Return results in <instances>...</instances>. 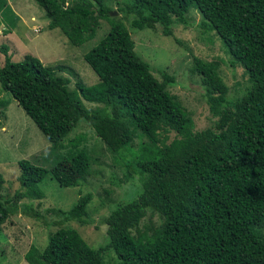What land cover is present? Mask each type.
<instances>
[{"label": "trees", "instance_id": "1", "mask_svg": "<svg viewBox=\"0 0 264 264\" xmlns=\"http://www.w3.org/2000/svg\"><path fill=\"white\" fill-rule=\"evenodd\" d=\"M105 1L36 0L48 28H59L72 44L92 38L99 20H107V32L84 54L97 83L78 81L70 89L61 64L44 65L31 54L14 61L2 44L0 88L51 145L68 146L65 159L79 177L91 173L90 154L79 147L83 135L64 141L83 119L127 166L134 164L128 177L145 174L142 190L110 212L104 220L108 241L94 245L77 228L63 225L91 222L87 204L92 194H79L68 209L34 207L33 200L45 196L41 183L50 173L21 158L19 189L8 198L0 195V226L16 213L59 225L42 250L29 246L28 264H264V0H130L124 5L127 13L138 15L132 28L160 24L165 35H171L173 23H189L185 13L196 8L231 64L246 71L249 87L232 97L217 65L194 58L192 72L200 76L201 95L216 118L200 131L193 130L192 116L167 88L174 76L163 70L161 79L154 75L125 24L108 14ZM5 4L0 0V8ZM82 98L102 106L88 109ZM8 103L0 99V105ZM171 131L175 135L169 141ZM136 133L148 141L134 148ZM148 209L163 219L151 232L138 228ZM107 252L116 262L105 261Z\"/></svg>", "mask_w": 264, "mask_h": 264}, {"label": "rangeland", "instance_id": "2", "mask_svg": "<svg viewBox=\"0 0 264 264\" xmlns=\"http://www.w3.org/2000/svg\"><path fill=\"white\" fill-rule=\"evenodd\" d=\"M130 0H106L108 14L121 20L128 28L134 48L138 55L150 64L154 75L161 79L159 70L174 76L175 81L167 86L194 121V131L212 127L216 118L208 111L201 95L200 76L192 72L194 58L213 62L227 86V94L241 96L250 82L244 68L231 64V56L226 51L217 34L207 28L203 17L196 8L186 11L189 23L175 22L170 26L171 35L163 34V26L134 29L131 20L138 16L127 13L124 5ZM0 8V66L4 61L2 44L8 46L12 60L19 61L25 54L37 57L44 65L61 64L60 73L70 79L69 88L76 89L78 81L86 85L99 81L98 75L84 60V54L107 32V20L100 19L94 36L81 44H72L59 28H48V19L43 8L36 0H5ZM7 99V105H0V195L8 198L19 189L18 176L20 167L17 160L25 158L48 168L50 174L41 183L45 192L42 199H34V207L43 210L47 207L68 209L76 202L79 194L90 192L91 200L87 204L90 223L79 226L75 222H65V226L77 228L83 237L94 245L105 244V218L118 205L135 199L142 190L145 174L134 173L128 177L131 166L107 148L87 121L81 119L65 137L83 135L79 147H86L90 154V175L79 177L66 161L68 146L58 149L51 145L32 119L17 104L11 95L1 90L0 99ZM88 109L101 107L100 103H91L82 98ZM175 133L169 132V141ZM148 141L137 133L132 138V145ZM129 158L128 154H125ZM60 183V184H58ZM20 202H31L22 198ZM162 217L154 210L148 209L141 218L139 229L153 228L162 223ZM59 225H45L23 213L11 215L0 226V264H28L24 254L31 244L42 250L49 234ZM264 235V225L260 227ZM137 235L136 228L131 229ZM108 263L116 262L111 252L104 254Z\"/></svg>", "mask_w": 264, "mask_h": 264}]
</instances>
